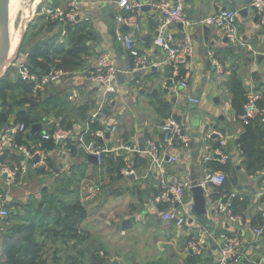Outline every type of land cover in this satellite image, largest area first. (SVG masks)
Instances as JSON below:
<instances>
[{
  "label": "crops",
  "instance_id": "crops-1",
  "mask_svg": "<svg viewBox=\"0 0 264 264\" xmlns=\"http://www.w3.org/2000/svg\"><path fill=\"white\" fill-rule=\"evenodd\" d=\"M75 1L80 10L79 19L71 24L73 26L67 27V32L64 24L54 22L44 14L45 9L66 12L65 0L33 1L31 10L36 7L42 14L34 20L31 16L28 19L31 10L24 13L27 25L23 24L21 29L10 79L14 83L21 78L30 53L39 43L69 49L75 38L82 36L81 46L85 50L76 58L78 66L63 68L61 71L64 75L55 84H48L37 92L33 88L30 97H37L39 92L40 98L36 101L41 104L36 111L41 121L36 124L40 125L38 131L42 134L51 126L56 130L60 126L63 129L71 126L69 132L77 135L87 132V120L99 111L100 115L94 121L102 126L104 138L98 139L97 143L113 151L105 155L101 167L89 158L92 156L71 153L65 141L70 139L61 141L54 151L46 152V166L43 169L34 168L31 162L24 163L23 158L14 153L0 155V158L6 156L2 162L10 166H26L21 185L10 190L13 194L20 188V192L16 197L10 196L9 202L25 204L40 200L44 193L52 194L56 188L59 193L78 192L75 197H78L87 213L80 227L89 239L83 246H77L76 250L58 245L62 249L61 256L76 254L87 247L92 248L94 253L100 251L99 255L105 257L103 264H211L218 257L220 237L225 236L237 241L244 255L241 264H264V233L257 237L253 232L263 225L264 168L254 175L247 173L248 163H255L261 155L255 153L250 160L243 155L240 140L246 136L245 128L232 108V95L226 85L234 75L245 91L257 92L260 100L264 101V28L253 13L252 3L245 5L246 0L183 1L184 14L190 21L214 15L222 8L236 10L237 29L246 46L231 47L214 27L206 26L208 31L205 32V26H193L189 30L194 44L189 88L185 92H177L170 88L163 53L153 45L157 27V13L153 5L173 0H137L139 15L135 27H127V31L122 30L125 24L120 19L130 14L118 7V0ZM245 8L247 12L239 15V11ZM179 30L176 26L171 31L177 41L180 38ZM125 37L132 40L135 51L145 59V67L136 66L135 59L128 55L123 44ZM209 53H213L222 66L221 74L212 66ZM104 54L114 60L115 68L122 71L124 81L117 83L116 94L110 98V102L102 105L101 89L92 84L88 77L98 57ZM21 93L20 88L9 90L11 99L8 102L14 105L15 100L21 99ZM186 96L197 103H189ZM47 106L49 113L45 114ZM23 109L27 107L15 106L11 120L14 121L17 113ZM170 118L181 127L188 139V147L178 139L171 145L164 142L161 126ZM251 127L254 129L255 125ZM112 128L116 129L113 133L110 132ZM8 131L7 126H0V136H8ZM213 131L224 135L223 151L229 157L227 163L234 169L235 183L229 186L230 194L249 199L242 217L220 212L218 206L221 202L212 199L213 186L206 183L209 175L222 173L209 167L211 161L222 163L213 157V150L218 146ZM106 133H109L108 138H105ZM24 134H30V130ZM148 143H154L158 148L160 170L151 163ZM261 143H264V139ZM121 145L135 146L138 150L131 155L136 171L134 178H123L119 174L125 153L115 149ZM263 150L264 144L256 147L257 152ZM207 158L211 160L206 161ZM172 159L176 161L172 162ZM191 178L204 187V223L188 212V207L192 205V196L188 192ZM226 178L229 176L226 175ZM87 182L92 184L84 186ZM163 184H187L188 188L184 191L183 203L177 208L176 204H165L160 205L164 210L158 206V211H155L152 198L161 192ZM90 188L96 189V193H91ZM85 191L88 194L83 193ZM167 212L184 216L185 224L180 229L174 223L164 225L163 215ZM131 219H134L131 227L125 229L124 221ZM201 228L213 236L208 238L203 253L196 256L186 252V246ZM83 262L86 264L85 258Z\"/></svg>",
  "mask_w": 264,
  "mask_h": 264
},
{
  "label": "built area",
  "instance_id": "built-area-1",
  "mask_svg": "<svg viewBox=\"0 0 264 264\" xmlns=\"http://www.w3.org/2000/svg\"><path fill=\"white\" fill-rule=\"evenodd\" d=\"M67 4L66 12L58 10L45 9L44 14L47 15L52 21L59 23L75 24L79 19V6L75 0H65ZM139 3L137 0H118V7L130 15L126 18L120 19L128 28H134L136 19L138 17ZM156 10L157 27L153 40L154 47L164 55V64L168 67L170 88L177 92H185L189 88L188 80L191 72L190 59L194 53V44L191 38L189 30L193 26H209L218 29L223 36L227 39L231 47L242 48L246 45L242 42L239 30L236 25L237 11L236 10H224L219 11L214 15L205 17L198 21H190L184 14L183 0H177L176 2H164L160 1L153 5ZM251 8L255 17L257 18L259 25L264 28V0H253ZM178 25L182 26L179 30L180 38L175 40L172 36V29ZM123 44L125 50L133 59H135L136 66L145 67V59L141 57L137 51L133 48V42L130 38H123ZM209 60L212 62L214 69L221 74L222 66L214 58L213 53L208 54ZM116 68L114 60L109 55H100L94 66L93 71L88 77V80L98 86L102 93V105L108 104L110 98L116 94L117 81H116ZM63 72L58 70L52 72L49 76L38 81L35 76L29 74L27 70H23L20 74L21 79L33 82L34 90L37 92L48 84H55L64 75ZM187 100L190 103H197L195 99L188 96ZM260 94L255 91L247 92L246 102L243 105L242 114L239 116L241 124L246 125L250 121H258L264 126V110L260 109L257 105L260 100ZM97 111L91 115L90 121L99 116ZM115 128H112L111 133L115 132ZM10 135L0 136V155L2 156L6 150L11 151L15 155H19L23 158L24 163L31 162L34 168L43 169L46 166V151L40 149L37 144L29 143L27 146H18L12 141V135L16 133H25L26 129L22 124L12 125L9 128ZM161 131L164 135V142L167 145H171L175 139L180 140L185 147H188V139L182 135V129L174 119H167L161 126ZM212 134L218 141V146L213 150V157L218 158L220 162L226 163L229 157L224 153L225 138L224 135L218 131H213ZM92 140L89 143H85L82 134H72L69 131L56 130L52 136L55 142L70 139L75 144V150L77 155L94 156L96 163L99 167L104 164L105 155L111 153L113 150L107 146L99 145L95 142V139H103L104 133L97 131L90 134ZM42 139L48 140L49 135L44 134ZM125 153L122 157V166L119 170V174L123 178H128L136 175L135 167L131 158L134 152H137L135 146H120L118 149ZM148 155L151 158V163L158 170L161 169V161L158 158V148L154 143H148L147 145ZM211 160L209 158L206 161ZM175 162V159L171 160ZM26 166L24 164L19 166H10L7 163L0 162V178L5 175V180L2 181V187L7 191L21 185V180L24 177ZM225 178L222 173H214L207 177L206 183L212 186L219 187L223 184ZM188 188V185L175 186L163 184L162 190L158 195L153 196L152 204L154 210L158 211V206L165 204H178L183 203L184 191ZM91 193H96V189L90 188ZM171 197V198H170ZM235 197V194H230L225 202H222L218 206L220 212L230 214L229 206L231 200ZM6 197L0 193V219L7 217ZM164 221L176 220L175 227L180 229L186 222L184 216L176 215L175 213L167 212L163 215ZM261 219L263 225L253 230L257 237H261L264 233V200L262 202ZM213 234L204 228L197 230L194 238H192L187 246L186 252H190L196 256H200L205 249L207 240L212 237ZM221 246L219 249L218 257L211 264H241L244 259V255L239 250V245L234 239L221 236Z\"/></svg>",
  "mask_w": 264,
  "mask_h": 264
},
{
  "label": "trees",
  "instance_id": "trees-1",
  "mask_svg": "<svg viewBox=\"0 0 264 264\" xmlns=\"http://www.w3.org/2000/svg\"><path fill=\"white\" fill-rule=\"evenodd\" d=\"M62 24L65 25L66 32L69 30L68 28L73 26L67 23ZM82 42V36L76 37L74 44L69 49H65L62 46H44L39 43L30 53L24 69L40 81L54 71H61L63 68H75L78 66L76 61L78 54L85 50L81 46ZM11 81L10 75H6L0 83V126L5 127L9 123H13V125L22 124L26 131H29L33 125L41 121L36 114V111L41 107V104L36 101L40 98V94L38 92L36 94L37 97H30L34 83H25L20 77L14 83ZM226 85L232 95V108L236 117L239 118L246 102L247 91H245L243 85L237 81L234 75L226 82ZM15 88L22 90V97L19 101L15 100L14 105H12L8 102V99H11L8 91H13ZM15 106L21 108L26 106L27 109L19 111L16 119L12 121L11 115ZM48 107L45 109V114L49 113ZM87 121V132L81 133L85 143H89L92 140V137H90L91 133L103 130L102 126L96 121L90 122V119ZM252 124L255 125L254 129L251 127ZM243 126L246 133L245 138L240 140L243 155L247 160H250L255 153H260L261 155L255 163L249 162L247 165V173L254 175L264 168V150L256 151V147L264 144L261 143L264 139V128L259 125L258 121H250ZM71 128V126L67 129L59 127L63 131H69ZM55 131V127L51 126L43 134L41 131H37L32 136L16 133L11 137L12 141L18 146H27L29 143H33L46 152H52L61 143L52 139ZM44 134L49 135L48 140L42 139ZM65 141L67 142L66 148L71 153L76 154L74 142L71 140ZM94 141L97 142L98 139ZM4 158L6 156L0 158V161L2 162ZM209 163V167L213 171L222 172L225 178L222 185L219 187L213 186L214 194L212 199L219 200L221 203L225 202L230 195V184L235 183L234 169L227 162L222 164L217 161H211ZM226 175L229 178H226ZM6 191L4 187L0 189V193L3 196ZM59 192V189L56 188L54 193L49 195L44 193L40 200H32L25 204L14 203L12 200L10 202L9 200L6 201L7 217L0 219V264H83V258L87 261L86 264H103L105 262V257L99 255L100 251L94 253L91 250L92 248L87 249V247L80 252L77 251L76 254L61 256L62 249L60 247L76 250L77 246H83L89 238L88 234L81 230L80 227L87 213L84 206L79 202L78 197H75L78 192L75 194L72 191ZM7 193L9 194L10 190ZM248 204L249 199L247 197L235 195L229 206L231 216L242 217ZM45 206H48L49 213L43 212ZM159 208L164 210L163 206Z\"/></svg>",
  "mask_w": 264,
  "mask_h": 264
},
{
  "label": "water",
  "instance_id": "water-1",
  "mask_svg": "<svg viewBox=\"0 0 264 264\" xmlns=\"http://www.w3.org/2000/svg\"><path fill=\"white\" fill-rule=\"evenodd\" d=\"M177 0H173V2H176ZM185 2H191V0H183ZM253 0H246L245 1V5H248L250 3H252ZM8 6H9V0H0V69L6 64V51L9 49V30H8ZM226 10V8H222V9H218L217 12L219 11H224ZM247 12V9H241L239 11V15L245 14ZM200 27V26H199ZM178 28L181 30L182 26L178 25ZM204 31L207 32L208 29L207 27H203ZM122 30L127 31L128 28L126 26H122ZM22 40V38H21ZM14 62V58L12 60H10L8 62V66L4 72V74L2 76H0V83L2 82V80L6 77L7 75V71L9 70V67L13 64ZM138 69H140V67H138ZM123 74L121 70H118L116 72V81L118 84L123 83L124 79H123ZM190 103V102H189ZM257 105L260 109L264 110V101L263 100H258ZM189 109H192L191 107ZM164 123H162L163 125ZM11 125L7 124V128H10ZM40 125L35 124L31 127L30 129V136H32L35 132H37L40 129ZM10 131H8V135H10ZM182 135H184V132H182ZM109 137V133L105 134V138ZM61 142V141H59ZM4 154H10L9 150H6L4 152ZM90 159H93L94 163H96V159L94 156L89 157ZM169 160V159H166ZM5 175H3L1 177V180H5ZM131 178H134V176H131ZM189 193L192 196V205L188 207V212L189 214H193L195 215L199 221L201 222H205V213H206V208H205V204H206V196H205V191H204V187L202 185H200L198 183V181H196L195 178H191V183H190V187L188 189ZM171 198V197H170ZM264 200V199H263ZM179 205L176 204L175 207L177 208ZM43 212L44 213H49V208L48 206H45L43 208ZM12 214V213H10ZM134 221V219H131L129 221H124L123 226L124 228H130L132 225V222ZM167 223H176V220L173 219L171 222H167L164 221L163 224L166 225ZM113 264H117V263H113Z\"/></svg>",
  "mask_w": 264,
  "mask_h": 264
},
{
  "label": "rangeland",
  "instance_id": "rangeland-1",
  "mask_svg": "<svg viewBox=\"0 0 264 264\" xmlns=\"http://www.w3.org/2000/svg\"><path fill=\"white\" fill-rule=\"evenodd\" d=\"M11 1H12V7H13V9L11 10L12 13L9 12V8H8V14H7L8 15V18H7L8 27L10 26L9 39H16L19 43L20 36H21V29L23 27V24H25V26L27 25V22H26L27 20L25 21V19L23 18L24 13H30L29 11L31 10V4L33 3L34 0H11ZM41 14H42L41 11L37 10V8L35 7L34 10H31V14L28 16V19L31 16V19L35 20L36 17H38ZM25 39H27V38L25 37ZM11 68L12 67L10 66L9 70L7 71V75H11L10 74L12 72ZM1 184H2V182H1ZM91 184L92 183L87 182L84 184V186H86V185L90 186ZM18 189H20V188H17L13 194H11V193L8 194L6 191L4 194V196L6 197V200H9L10 196L16 197L18 194V191H19ZM83 193H87V192L85 191Z\"/></svg>",
  "mask_w": 264,
  "mask_h": 264
},
{
  "label": "bare ground",
  "instance_id": "bare-ground-1",
  "mask_svg": "<svg viewBox=\"0 0 264 264\" xmlns=\"http://www.w3.org/2000/svg\"><path fill=\"white\" fill-rule=\"evenodd\" d=\"M8 8H9V12H11V10L13 9L11 0H9ZM9 31H10V26H9ZM17 46H18V41L16 39H9V47H8L9 49L6 51V64L0 69V76H2L4 74V72L8 66V62L13 59L15 51L17 49ZM10 154H11V151H10ZM0 180H1V178H0Z\"/></svg>",
  "mask_w": 264,
  "mask_h": 264
}]
</instances>
